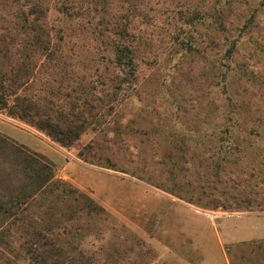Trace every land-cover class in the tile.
<instances>
[{
	"label": "rangeland",
	"instance_id": "rangeland-1",
	"mask_svg": "<svg viewBox=\"0 0 264 264\" xmlns=\"http://www.w3.org/2000/svg\"><path fill=\"white\" fill-rule=\"evenodd\" d=\"M6 4L0 196L14 198L15 163L34 154L59 191L69 186L104 213L78 214L82 200L45 195L27 208V223L0 227H83L71 247L59 240L68 247L61 262L101 247L95 262L264 264V0H44L48 11L32 18L42 32L24 33ZM233 110L260 135L240 131L241 167L224 168L217 153ZM72 210L81 219L66 224ZM97 228L102 241L91 235Z\"/></svg>",
	"mask_w": 264,
	"mask_h": 264
},
{
	"label": "trees",
	"instance_id": "trees-1",
	"mask_svg": "<svg viewBox=\"0 0 264 264\" xmlns=\"http://www.w3.org/2000/svg\"><path fill=\"white\" fill-rule=\"evenodd\" d=\"M35 1L36 2H34V0H5V3H7L6 5H9L10 7H13L15 9L12 19L15 20L16 24L19 25L21 29L19 31H21V33H24L23 30L30 29L31 27L34 30L42 32L41 28L36 27V20L32 18L35 14H39L40 17L44 16L48 9L44 7V0ZM117 52L119 54L118 61L119 63H121L120 57L123 55V50L117 49ZM6 91H9V88L6 89ZM224 92L226 99L231 102L232 97L231 95H229L227 89H225ZM6 101L7 96L5 95V93H1L0 109L5 107V105L7 104ZM227 120L228 123L225 124L224 129L221 131L225 138V143L221 149V152L217 153L220 156L218 160L222 161V165L224 168H226L228 163H232L233 165H238V167H241L239 165L238 156L241 155V153H244V148L242 147V145L239 146L238 144H235L233 140L238 142V134L240 133V131L245 132L244 134L246 135H260V132L254 126L245 129V122L239 120V117L236 115L234 110L230 112ZM255 122H258V120H256ZM38 125V128L40 129H44L45 127L41 124ZM56 129L61 136V134H63V131L58 127ZM67 134L72 135V131L68 130ZM60 136L56 138V141L64 144L65 140L62 138L63 136ZM69 139V141L71 142L78 138L77 136H75L73 140L72 138ZM23 157L24 159L22 161H18L15 163V170L21 177L22 188H19V191L13 194L14 198L9 199L8 196H0V219H2L3 224H6L10 219L13 218L15 220L12 221H14L15 224L27 223V214H25L27 208L31 203L37 201V197H42L45 195V197L51 195L52 198L56 197L58 199H62V203H65V205L67 201L70 200L73 196H75V201L77 203L82 200V208L77 211L78 214H83L81 213V211L83 212V210H85L86 213L93 215L95 214V216H99L104 213V210L100 206L95 204L93 200H91L87 196H84V194L73 190L69 186H63V190L59 191V186L56 182H53V177L44 173V170L48 169V165L45 163V161H43L42 158L37 157L34 154L29 156L23 154ZM1 165L2 163L0 162V170L2 169ZM251 175L254 176L253 173H251ZM4 188L5 186L0 185V193ZM28 188L29 190H31V192L29 193L26 192V189ZM45 199L46 198H44V200ZM49 209L51 208L48 207V210ZM78 214L75 215V212H73L72 210L67 213L66 218H62V221L65 220L66 224L76 222L78 219H81L80 216L76 218ZM14 216H16L17 218H15ZM42 223L44 224V222ZM57 224H59V219L57 221ZM33 226H35L34 223L31 225V227ZM86 226H88V223L84 224V227ZM2 227L3 226L0 227V264H127L125 262H95L94 258L101 254V250L103 249L101 247L97 250L96 253H88L85 251L78 252V257L80 259L82 258V261L75 260L71 262H61L60 259L68 250V247L62 248L58 244L59 240H61L62 236H67L65 238L67 240V246L71 247L72 242L70 241V239L75 236L82 235L81 233L84 230L83 227L78 226V228H76L74 232L70 231L68 233L62 232L58 234H54L51 232L45 233V231H41L40 229H32L33 231H31V233L28 231L10 233L8 230L5 231V229ZM92 233L93 234L91 235L93 236L94 241H102L105 235V232L98 228L95 232ZM137 245L139 244H136V246ZM243 245L253 246L254 243H244ZM148 252H150V250ZM108 253V255L110 256H115L118 254V252L114 251V249H110ZM226 253L229 255L230 251L227 250ZM83 258H85L84 261ZM149 263L150 262H128V264ZM230 264H235V262L230 259Z\"/></svg>",
	"mask_w": 264,
	"mask_h": 264
}]
</instances>
